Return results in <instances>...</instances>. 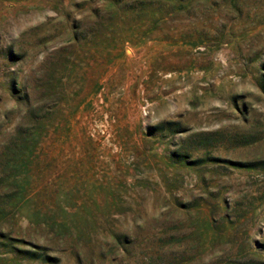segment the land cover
Listing matches in <instances>:
<instances>
[{
    "label": "rangeland",
    "instance_id": "obj_1",
    "mask_svg": "<svg viewBox=\"0 0 264 264\" xmlns=\"http://www.w3.org/2000/svg\"><path fill=\"white\" fill-rule=\"evenodd\" d=\"M0 264H264V0H0Z\"/></svg>",
    "mask_w": 264,
    "mask_h": 264
}]
</instances>
